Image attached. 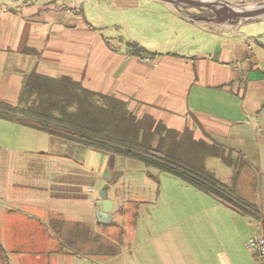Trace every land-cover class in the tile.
I'll list each match as a JSON object with an SVG mask.
<instances>
[{"label": "crops", "instance_id": "1", "mask_svg": "<svg viewBox=\"0 0 264 264\" xmlns=\"http://www.w3.org/2000/svg\"><path fill=\"white\" fill-rule=\"evenodd\" d=\"M188 1L118 0L116 7L149 14L99 28L75 6L57 10L35 0H0V100L16 105L25 76L35 72L69 77L91 93L125 103L136 120H146L148 131L160 129L163 149L171 141L164 136L173 134L178 160L192 163L255 207L243 212L184 182L201 193L196 195L198 218L190 225L194 242L198 249L212 245L193 264H257L247 239L261 232L264 221V13L229 25L217 22L229 17L225 13L216 17L205 10L203 18L196 16L190 2L200 0ZM204 1L217 10L222 5ZM225 1L264 7V0ZM151 6L157 9L152 12ZM157 10L163 13L150 14ZM250 23L257 24V38L246 36ZM170 35L179 43L169 50L145 41ZM131 41L155 55L130 54L125 43ZM183 141L193 145L188 152L193 162L181 156ZM205 156L218 162L208 169ZM139 164L0 119L3 250L33 242L41 248L31 260L40 263L62 256L68 264H96L98 257L117 255L123 233L119 250L105 253L104 236L115 233L104 225H116V215L122 222L128 214L138 216L139 210V201L118 193L124 175L132 181L139 171L155 182L152 169L158 170ZM102 190L112 204L107 223L96 215ZM165 232L155 234L161 238L150 246L153 251L165 248ZM187 233L180 231L184 240ZM55 243L58 249L48 248Z\"/></svg>", "mask_w": 264, "mask_h": 264}, {"label": "rangeland", "instance_id": "2", "mask_svg": "<svg viewBox=\"0 0 264 264\" xmlns=\"http://www.w3.org/2000/svg\"><path fill=\"white\" fill-rule=\"evenodd\" d=\"M39 4L53 5L57 10L68 9L70 6H75L77 10H80L87 17V22L93 26H98L99 28H104V26H112L113 23H118L123 20H136L141 15H148L142 11L136 10L134 8L124 9L122 7H116L118 0H35ZM254 1V0H251ZM260 2L259 0H256ZM260 3H264L263 1ZM252 4V3H250ZM256 4V3H253ZM150 9L154 12L157 7L151 6ZM160 10L156 13H150L159 15ZM206 11L198 10V17H204ZM257 24L250 23L246 27L252 26L251 29H246V36L254 39L258 36L255 27ZM260 26L261 23L259 22ZM117 29L119 27H116ZM264 28V26H263ZM119 34L123 35L121 30H118ZM264 31V29H263ZM146 42L156 43L161 50H169L174 48L179 42V38L174 35H170L166 38L156 37L151 40H145ZM165 41V42H164ZM251 46L255 47V43L251 42ZM164 46V47H163ZM153 50V49H152ZM126 124L134 123L136 118L133 117L128 112H125ZM103 118V116H102ZM135 118V119H134ZM144 135H140L146 143L151 146V149L158 150L164 155H172V150L175 152V137L171 133H166L164 137L171 139L166 149H163V142L160 138V129L157 128L153 132L148 131V127H144ZM165 141V140H164ZM183 150L180 152L181 156L185 160L193 162V157L188 155V152L193 151V145L188 146V141H183ZM208 152V151H206ZM202 152L201 154H205ZM200 153V152H199ZM200 160L203 157H200ZM205 167L212 168L213 161L208 156H205ZM218 162V161H217ZM185 163V162H184ZM187 164V163H185ZM189 166H193L192 163H188ZM187 164V165H188ZM139 167L145 169L144 164H139ZM154 171V172H153ZM155 175V182H151L149 178L143 174L140 176V172L137 171L132 176L138 177L130 181L128 179V173L124 175V188H119L118 193L121 195L129 196L130 199L139 201L138 216H132L128 214L123 222L120 220L119 216H115L116 225H104L108 232L114 231L115 234L104 236L103 244L105 252L112 253L119 250L117 242L120 239L121 232L123 233V244L121 251L115 256H102L95 259L96 264H143V260H146L147 264H193L198 261L203 254H209V247L211 244H203L202 249H198L197 242H194L192 232V222L198 218L195 216V206L199 203L196 195H201L193 187L188 186L179 178L172 176L168 173L153 170ZM150 174H148L149 176ZM127 176V177H125ZM151 177V176H149ZM129 180V181H128ZM158 189V193L155 191ZM101 190V189H99ZM110 195V194H109ZM100 204L98 205V207ZM191 225V227H190ZM115 227V228H114ZM166 229L164 235V241H166V246L162 250L155 249L154 251L150 246L158 241L161 237L155 234L159 230ZM187 229V234L184 238L181 236L180 231ZM186 241V242H185ZM206 243L207 240L205 239ZM57 243V242H56ZM51 244L48 246L50 249H58L60 246L57 244ZM187 244L189 249H187ZM6 254L9 260L3 262L0 259V264H68L69 258L62 256L50 257L51 261H44L40 263L39 261L34 262L31 259L37 254V249L40 246L35 245L30 242L26 245H15L6 246ZM65 250V248L63 247ZM107 249V250H106ZM68 250V249H66ZM74 250V249H73ZM70 249V251H73ZM250 255L249 252H247ZM250 257H252L250 255ZM56 259L57 261H53ZM86 261V260H85ZM234 262V260H233ZM86 263V262H84ZM254 263V262H253ZM257 263V262H256ZM258 264V263H257Z\"/></svg>", "mask_w": 264, "mask_h": 264}, {"label": "trees", "instance_id": "3", "mask_svg": "<svg viewBox=\"0 0 264 264\" xmlns=\"http://www.w3.org/2000/svg\"><path fill=\"white\" fill-rule=\"evenodd\" d=\"M125 45L132 55H155L136 42H126ZM125 112V103L91 93L69 77L49 78L35 72L25 76L16 105L0 100L2 120L43 131L88 148L138 160L214 195L230 207L243 212L248 208V212L256 211L254 205L201 169L178 160L173 150L172 155H164L151 149L140 136L144 135L146 120L126 124ZM108 253L111 254L112 251ZM0 259L7 261V254L1 244Z\"/></svg>", "mask_w": 264, "mask_h": 264}, {"label": "water", "instance_id": "4", "mask_svg": "<svg viewBox=\"0 0 264 264\" xmlns=\"http://www.w3.org/2000/svg\"><path fill=\"white\" fill-rule=\"evenodd\" d=\"M172 3H179V2H185L188 3V0H166ZM222 5L220 6V10H217L214 7L213 3H209L208 1L200 0L198 2H190L192 3V6L197 8L198 10H209L210 14L216 15V17H220L221 13H225L227 18H219L217 22H224L229 25H238L242 22H247L245 19L246 17H255L258 15H261L264 13V7H260L257 9H248L246 6L237 3L232 4L225 0L220 1ZM210 18V17H209ZM207 20H213V19H207ZM99 197L102 201L101 203V209L96 213L97 219L103 223H107L110 220V213L112 211V204L111 202L106 198V192L104 190L99 192Z\"/></svg>", "mask_w": 264, "mask_h": 264}, {"label": "built area", "instance_id": "5", "mask_svg": "<svg viewBox=\"0 0 264 264\" xmlns=\"http://www.w3.org/2000/svg\"><path fill=\"white\" fill-rule=\"evenodd\" d=\"M263 222H260V228L262 229ZM247 247L249 251L255 256L258 264H264V231L256 236H251L247 239Z\"/></svg>", "mask_w": 264, "mask_h": 264}, {"label": "bare ground", "instance_id": "6", "mask_svg": "<svg viewBox=\"0 0 264 264\" xmlns=\"http://www.w3.org/2000/svg\"><path fill=\"white\" fill-rule=\"evenodd\" d=\"M258 6V5H257Z\"/></svg>", "mask_w": 264, "mask_h": 264}]
</instances>
